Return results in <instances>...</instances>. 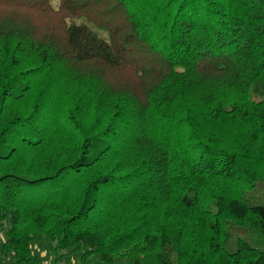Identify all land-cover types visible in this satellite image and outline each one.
Returning <instances> with one entry per match:
<instances>
[{
  "label": "trees",
  "instance_id": "trees-1",
  "mask_svg": "<svg viewBox=\"0 0 264 264\" xmlns=\"http://www.w3.org/2000/svg\"><path fill=\"white\" fill-rule=\"evenodd\" d=\"M258 186L264 0H0L3 264H264Z\"/></svg>",
  "mask_w": 264,
  "mask_h": 264
},
{
  "label": "rangeland",
  "instance_id": "rangeland-1",
  "mask_svg": "<svg viewBox=\"0 0 264 264\" xmlns=\"http://www.w3.org/2000/svg\"><path fill=\"white\" fill-rule=\"evenodd\" d=\"M251 197H252V199L250 198V195L247 196L248 202H250V203L252 202L253 204L264 206V191H263V188L261 186H258L251 193ZM43 245L44 244H43V242H41V239H38L35 243H33V245H32L33 254L39 256L41 258L42 262H45V261L52 262V258L50 257V255L47 254L46 249L43 248ZM72 260L75 261L74 264H80L78 256L67 257L63 261H66L68 264H71ZM3 263H5V260L4 261H3V259L1 260V256H0V264H3ZM91 263H94V261H92ZM112 264H126V263L122 262L121 260H115L114 259V262Z\"/></svg>",
  "mask_w": 264,
  "mask_h": 264
},
{
  "label": "crops",
  "instance_id": "crops-1",
  "mask_svg": "<svg viewBox=\"0 0 264 264\" xmlns=\"http://www.w3.org/2000/svg\"><path fill=\"white\" fill-rule=\"evenodd\" d=\"M67 261V260H66ZM66 261H62L60 264H68ZM75 263V261H71V264H74ZM43 264H53L52 262H49V261H45V262H43ZM91 264H98V263H91Z\"/></svg>",
  "mask_w": 264,
  "mask_h": 264
}]
</instances>
